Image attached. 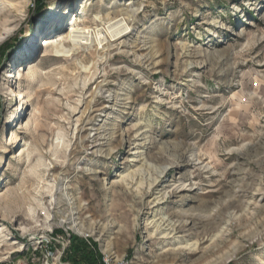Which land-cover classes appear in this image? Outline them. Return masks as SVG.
<instances>
[{
	"label": "rangeland",
	"instance_id": "374dc122",
	"mask_svg": "<svg viewBox=\"0 0 264 264\" xmlns=\"http://www.w3.org/2000/svg\"><path fill=\"white\" fill-rule=\"evenodd\" d=\"M124 19L123 48L69 42ZM5 30L0 264H69L71 236L129 264H264V0H0ZM178 211L209 219L162 239Z\"/></svg>",
	"mask_w": 264,
	"mask_h": 264
},
{
	"label": "bare ground",
	"instance_id": "6f19581e",
	"mask_svg": "<svg viewBox=\"0 0 264 264\" xmlns=\"http://www.w3.org/2000/svg\"><path fill=\"white\" fill-rule=\"evenodd\" d=\"M132 12L135 13V10H133ZM124 21H125L124 25L123 24L119 25L118 24L119 20H115L112 24L109 25L112 30H105L104 33L102 31H100L101 29L97 30V31H95V30L90 31V29H88L86 27L80 28V29L73 27V28H71V32L68 35L69 42L71 44H73L74 46H77V45L86 46V45H88L87 44L88 42H90L91 40H94V42L101 48V50H108L110 47H114L113 43L117 42V43H120V45H122V48H123L126 46L125 45L126 41L125 40L120 41V40L122 38H125L126 36H128L129 33L131 32L129 24L126 23V19H124ZM8 33H9V31L5 30L4 33L0 34V42L8 35ZM42 41H43L42 45H45V46H47L49 43L48 41H46V39H42ZM70 49L67 51V50H65V48L63 46L56 47L55 54L58 57H64V56L67 57V54L71 51ZM85 70H86V68H85ZM6 74H7L8 79L14 77V75L11 73L7 72ZM9 83H10V80H9ZM106 86H107L106 84L102 85L101 88H99V89L102 90V88H105ZM8 90H9L8 96H10V99L15 98L17 100L19 98V99L24 100L27 96V93L24 91L17 92L16 90H13L12 88H9V87H8ZM17 107L20 108L19 105H17ZM136 126L137 125L134 124V126L132 127L131 130H133ZM138 134H139V132L137 131L135 137ZM140 136H144V135L141 134ZM97 138H99V139H97ZM97 138H96V140H94V142L101 141L104 139H105L104 140L105 144H108L110 142V140L108 138H106L105 136H102L101 134L98 135ZM19 139L20 138L18 135L15 136L14 143L16 141H18ZM136 139L137 138H135V140H134L135 144L138 142V140H136ZM153 159L158 161V162L162 161V158H160V157H156ZM149 160H150L149 158L145 159V162L143 164V165H145V167H148V161ZM165 171H166L165 166H162L161 168H159L158 178H161L163 176V174L165 173ZM153 180H154V182L157 181L156 178H154ZM157 186L160 188L162 187L159 184L155 185V187H157ZM64 190H66V187L64 185L63 186L60 185L59 191H61V193H62ZM155 190H157V189H153V191H155ZM159 194H160V192H159ZM66 195L68 196L67 193H66ZM238 203L239 202L228 203L226 205L227 206L226 210H233V212H234L238 206ZM159 204H163V203H159ZM159 218H160L159 219L160 222H158L155 225V229H156V231L160 232L159 234L162 235V239H164V240L170 239V238H175V236L178 235L179 233H181L180 231L183 230L184 228H186L188 225L195 224V222L205 223L209 219L208 217L201 216L199 214H192V213L181 212V211L174 212V213H164ZM69 223L71 224L72 229H74L78 233H82V230H83L82 225L79 226V223H77V222L75 223L74 220H73V222L69 221ZM5 231H6L5 229H2L0 227V234H2ZM205 235L203 237H205ZM197 240L198 239H196L194 243L190 244V246L194 247L197 244ZM178 254L179 253L177 251L176 252L175 251H168L165 253L164 256H174V255H178Z\"/></svg>",
	"mask_w": 264,
	"mask_h": 264
},
{
	"label": "trees",
	"instance_id": "16d2710c",
	"mask_svg": "<svg viewBox=\"0 0 264 264\" xmlns=\"http://www.w3.org/2000/svg\"><path fill=\"white\" fill-rule=\"evenodd\" d=\"M89 243H92L93 249L88 247L86 241L71 236L64 260L69 264H102L101 255L94 247L95 243L90 241Z\"/></svg>",
	"mask_w": 264,
	"mask_h": 264
},
{
	"label": "built area",
	"instance_id": "2783aa9c",
	"mask_svg": "<svg viewBox=\"0 0 264 264\" xmlns=\"http://www.w3.org/2000/svg\"><path fill=\"white\" fill-rule=\"evenodd\" d=\"M87 243H89L88 240H86ZM101 263L102 264H129L127 261H125L123 258L121 259H116L114 261H112V259L110 257H108L107 255H102L101 257Z\"/></svg>",
	"mask_w": 264,
	"mask_h": 264
}]
</instances>
